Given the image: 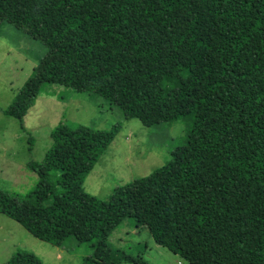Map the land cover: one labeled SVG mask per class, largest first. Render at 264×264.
<instances>
[{"label": "trees", "instance_id": "16d2710c", "mask_svg": "<svg viewBox=\"0 0 264 264\" xmlns=\"http://www.w3.org/2000/svg\"><path fill=\"white\" fill-rule=\"evenodd\" d=\"M13 15L47 49L2 110L23 132L61 74L101 86L125 120L186 132L166 165L103 201L82 181L118 129L60 122L28 164L35 190L6 216L52 246L73 239L70 253L88 244L80 264H147L108 242L127 220L188 264H264V0H0V29ZM4 264L44 263L15 252Z\"/></svg>", "mask_w": 264, "mask_h": 264}, {"label": "rangeland", "instance_id": "374dc122", "mask_svg": "<svg viewBox=\"0 0 264 264\" xmlns=\"http://www.w3.org/2000/svg\"><path fill=\"white\" fill-rule=\"evenodd\" d=\"M22 21L20 15H13L0 29V264L15 252L33 253L44 264H80L91 253L88 244H78L70 253L66 248L74 241L71 239L65 249L61 248L65 252L56 250L30 235L3 210L10 199L21 200L35 190L38 178L28 164L43 161L52 145L53 129L60 122L99 131L118 129L82 181L86 193L107 201L116 187L147 177L166 165L172 152L183 145L186 125L178 120L148 128L137 119L125 120L117 107L99 96L101 86L93 82L84 85L79 77L61 74L53 83L42 86L24 117L23 132L18 122L2 110L11 105L47 49L19 30ZM108 242L130 256L141 255L147 264H188L155 244L146 228L135 229L131 220L123 222ZM58 254L61 259L56 258Z\"/></svg>", "mask_w": 264, "mask_h": 264}, {"label": "crops", "instance_id": "0c3cea01", "mask_svg": "<svg viewBox=\"0 0 264 264\" xmlns=\"http://www.w3.org/2000/svg\"><path fill=\"white\" fill-rule=\"evenodd\" d=\"M56 250H61V251L65 252L63 249H61V248H59V247H56ZM56 258H57V259H61V255L58 254Z\"/></svg>", "mask_w": 264, "mask_h": 264}]
</instances>
